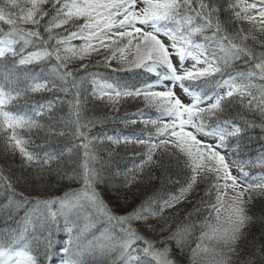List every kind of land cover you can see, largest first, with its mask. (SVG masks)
Returning <instances> with one entry per match:
<instances>
[{"label":"snow or ice","instance_id":"1","mask_svg":"<svg viewBox=\"0 0 264 264\" xmlns=\"http://www.w3.org/2000/svg\"><path fill=\"white\" fill-rule=\"evenodd\" d=\"M257 128L264 0H0V264H264Z\"/></svg>","mask_w":264,"mask_h":264},{"label":"trees","instance_id":"2","mask_svg":"<svg viewBox=\"0 0 264 264\" xmlns=\"http://www.w3.org/2000/svg\"><path fill=\"white\" fill-rule=\"evenodd\" d=\"M44 98L50 99L51 97H41V96H34L31 97L32 100H42ZM107 111V110H105ZM128 112L135 111V109L131 106L127 108ZM43 122V121H42ZM103 129L109 130V134H113L110 130L112 129H117L118 131L122 129V125L119 123L112 124L108 123L103 126ZM102 129L100 127H97L93 129V131H101ZM133 129H128L127 131L124 132V134H128L131 132ZM252 137H259L261 135H264V133L261 132L260 129H256L253 132L250 133ZM37 145H42L43 140L42 139H37L36 141ZM55 146H59L57 143ZM106 159H107V154L106 153H101ZM114 163H116L120 168H124L127 166H131L133 163V156L129 151H124V150H118V154L115 155L113 158ZM0 163H3L2 160H0ZM116 183H119L117 181ZM77 185L70 184L68 181H59L55 175H52L49 178L48 184H47V191L52 194V195H60L62 194L63 191L68 190L69 187H76ZM21 191L25 192V195H37V192H35L32 188H29L27 190L21 188ZM103 191V189H102ZM3 193L0 192V198L3 197ZM195 195V194H194ZM199 197L196 196V199ZM106 199H108L110 202L113 201L114 197L112 195H106ZM254 203L252 202L249 205V210H248V215L250 217L249 224L247 226V229L245 231V235L248 237V241H242L241 242V247L242 248H247L250 246L251 243H255L256 246L258 247L261 243H264V240H261V234L264 233V197H257L253 199ZM195 203V199L193 200V204ZM192 204H188L185 206V211H191L192 209ZM122 211L123 209H118ZM3 225L0 224V228H2ZM59 239V237H58Z\"/></svg>","mask_w":264,"mask_h":264},{"label":"rangeland","instance_id":"3","mask_svg":"<svg viewBox=\"0 0 264 264\" xmlns=\"http://www.w3.org/2000/svg\"><path fill=\"white\" fill-rule=\"evenodd\" d=\"M254 203V201H252ZM246 231V230H245ZM242 246V245H241Z\"/></svg>","mask_w":264,"mask_h":264}]
</instances>
